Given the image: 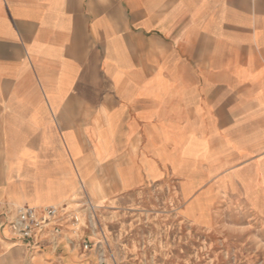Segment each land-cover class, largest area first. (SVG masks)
<instances>
[{
	"label": "crops",
	"instance_id": "1",
	"mask_svg": "<svg viewBox=\"0 0 264 264\" xmlns=\"http://www.w3.org/2000/svg\"><path fill=\"white\" fill-rule=\"evenodd\" d=\"M168 176L264 210V0H0V213Z\"/></svg>",
	"mask_w": 264,
	"mask_h": 264
},
{
	"label": "rangeland",
	"instance_id": "2",
	"mask_svg": "<svg viewBox=\"0 0 264 264\" xmlns=\"http://www.w3.org/2000/svg\"><path fill=\"white\" fill-rule=\"evenodd\" d=\"M90 199L121 264H264V210L186 194L178 177L143 188L105 191ZM77 198V194L73 196Z\"/></svg>",
	"mask_w": 264,
	"mask_h": 264
},
{
	"label": "built area",
	"instance_id": "3",
	"mask_svg": "<svg viewBox=\"0 0 264 264\" xmlns=\"http://www.w3.org/2000/svg\"><path fill=\"white\" fill-rule=\"evenodd\" d=\"M77 198L60 205L41 208L15 206L0 216V228L9 230L10 238L19 243L29 256L45 247L54 251L60 245L77 248L85 257H93L95 264H121L103 223L99 219L102 205L94 203L80 187Z\"/></svg>",
	"mask_w": 264,
	"mask_h": 264
}]
</instances>
